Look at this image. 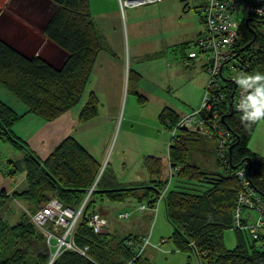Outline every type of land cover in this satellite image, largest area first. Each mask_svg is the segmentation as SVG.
<instances>
[{"label":"trees","instance_id":"obj_1","mask_svg":"<svg viewBox=\"0 0 264 264\" xmlns=\"http://www.w3.org/2000/svg\"><path fill=\"white\" fill-rule=\"evenodd\" d=\"M51 1L57 7L43 27V34L67 53L60 67L38 55L27 56L0 38V86L26 110L20 114L0 99V138H10L25 150L22 159L8 162L10 168L4 174L13 178L22 172L27 184L26 189L15 190L10 195L6 190L0 191V212L6 202L19 200L28 201L33 214L55 197L65 207L77 211L102 169L100 162L74 136L63 139L46 159H41L12 130L27 114L53 122L74 109L81 102L95 61L103 50L90 0ZM261 4L264 6V0ZM245 17L247 19L238 26L239 38L229 60H238V70L261 76L264 74V17ZM229 88L222 114L234 137L227 158H219L223 173H211L190 164L187 144L182 137H172L168 150L169 171L172 168V172L166 174L162 157L150 155L146 161L148 183L107 190L100 189L98 183L83 214L98 213L97 202L104 200L115 204L135 200L154 211L164 193L161 202H164L168 221L174 226L171 239L176 250L194 254L201 264H264V247L259 241H254L246 231L233 230V212L242 185L232 175V167L248 162L252 186L264 191V157L249 148L256 126L264 116L257 120L243 119L247 112L229 116L234 82ZM99 102L98 97L90 93L78 121L86 123L95 118ZM159 119L172 131L181 117L165 107ZM177 167L180 169L176 170ZM25 216L27 214L23 213L11 224L0 215V264H49L47 235ZM228 230H233L237 236L234 249H228L225 244L224 235ZM113 234L95 233L83 216L75 244L80 248L89 247L86 256L65 250L53 264H137L140 257L136 258L134 250L125 243L131 237L140 236L128 235L118 240Z\"/></svg>","mask_w":264,"mask_h":264},{"label":"rangeland","instance_id":"obj_2","mask_svg":"<svg viewBox=\"0 0 264 264\" xmlns=\"http://www.w3.org/2000/svg\"><path fill=\"white\" fill-rule=\"evenodd\" d=\"M116 1L119 3V0H90L91 14L103 50L95 61L81 102L70 111L71 115L80 112L90 93H94L100 101L98 115L86 123L79 122L73 134L81 138L100 161L102 169L97 178L98 187L103 186L111 174L128 184L127 187L149 182L146 161L150 155L162 157L166 174H169L168 150L172 131L161 123L159 116L165 107L174 108L183 114L199 108L209 80L205 71L202 68L195 69L193 59L183 58V49L176 46L195 38L192 32L197 28L198 17L194 9L185 12L188 4L193 8L191 0H163L135 9H122L119 3V12L115 11ZM40 16L38 18L43 23L46 17ZM245 16H236L239 24L247 19L248 16ZM29 18L32 19V15ZM253 24L257 25L256 22ZM11 32V29H1L0 38L8 44L10 42L19 51L25 50L27 56H41L55 67H60L64 61L59 52L61 49L46 40L39 31L30 30V34L23 39L20 36L19 39H13ZM190 48L189 54L194 51L206 61L207 53L199 51L194 44ZM238 64V60H233L226 65V79L237 80L241 77ZM0 99L18 113L25 109L1 86ZM33 117L38 119L35 121H41ZM40 123L20 119L12 130L16 137L30 144L29 141L42 129ZM177 136L182 137L188 146L190 164L211 173H223L214 139L205 134L193 135L183 131ZM38 137L41 138V135ZM29 147L34 150L33 145ZM24 154L25 150L10 138H0L1 173L7 174L10 168L8 162L20 160ZM45 154L42 152V156ZM5 177L11 179L7 175ZM16 178L20 183L18 190L26 189L24 173H18ZM175 181L176 178L173 179L172 187ZM101 203L98 201L97 207L106 210L110 231L118 240L128 235L151 234V245L140 255L137 264H200L194 254L176 250L171 239L174 226L166 217L164 202L159 204L157 211L145 212L139 211L141 205L135 200L116 204L105 200V205ZM31 211L32 205L28 201L15 200L6 202L0 215L13 224L23 213L29 219ZM126 212L130 218L120 219L119 214ZM224 240L228 249L237 246V236L233 230L225 233Z\"/></svg>","mask_w":264,"mask_h":264},{"label":"built area","instance_id":"obj_3","mask_svg":"<svg viewBox=\"0 0 264 264\" xmlns=\"http://www.w3.org/2000/svg\"><path fill=\"white\" fill-rule=\"evenodd\" d=\"M160 1L119 0V3L124 9L158 4ZM239 14L264 17V6L261 0H257L253 5L244 4L240 0H205L200 17L205 31L199 36L195 46L209 55L206 65L209 80L200 107L181 118L172 129V137H176L186 128L187 131L205 134L208 138L214 139L220 159L227 158L234 137L232 131L222 121V117L225 116L222 114L223 105L230 91L229 85L234 82L235 89L231 103L233 113L253 111L248 98L256 96L257 89L261 91V87L264 86L263 78L256 80L257 76H252L245 70H239L241 77L237 80L225 78L226 65L230 62L231 53L235 51L239 38V23L236 20ZM171 169L170 172H172ZM178 169L180 168L177 167L176 170ZM249 169L248 162L232 169V175L237 177L242 185L233 212V230L248 232L254 241H259L260 246L264 247V191H258L252 186L248 177ZM97 185L98 179L87 191L84 202L77 211L65 207L57 198H54L44 207L30 214V221L47 235V245L50 249L49 264H53L65 250H73L86 256L89 247L80 248L75 244L78 224L83 216L95 233L103 234L110 231V223L105 216L100 213L83 214L85 205L95 192ZM163 199L164 193L159 198L158 206ZM158 206L154 211H157ZM146 210L148 209L145 205L139 208L140 212ZM119 218L129 219L130 214L120 213ZM125 244L134 250L138 258L151 245V234L138 238L131 237Z\"/></svg>","mask_w":264,"mask_h":264},{"label":"crops","instance_id":"obj_4","mask_svg":"<svg viewBox=\"0 0 264 264\" xmlns=\"http://www.w3.org/2000/svg\"><path fill=\"white\" fill-rule=\"evenodd\" d=\"M162 1L163 0H161L159 3H161ZM191 1L194 4V5L192 4L193 8H191L188 4L186 9H185V12L192 11V9H194L195 14L198 17L197 23H196L197 28H194V31L192 32V34L195 35V38H193V40H191L189 42L176 44V46L179 49H183L182 50L184 53L183 58L193 59V63L195 64V69L199 70V68H202L206 73V65L208 63V58L205 61L204 57L198 56V53L192 51V53L189 54V52H188L189 48L193 44L196 45L197 39L205 31L204 24L202 23L201 18H200L202 15V9H203V6L205 4V0H191ZM240 2H242L244 4L253 5L257 2V0H240ZM115 4H116L115 5V11L119 12L120 5H118L119 3H117V1L115 2ZM56 7H57V5L54 2H52L51 0H0V26L3 27V28L1 27L0 30L1 29H11L12 32H11L10 36L13 37V39H15V37L17 39H19V36H20V39H23L25 36L27 37L28 34H30L29 33L30 30L39 31L43 36H45L43 34V27L45 26L46 22L51 17V15L53 14ZM129 8L135 9L132 7H129ZM29 15H32L33 20L29 18ZM38 15L39 16L42 15V16H40L42 18L46 17V19L43 21V23L40 22V18H38L39 17ZM240 15H244V14H240ZM34 16H37V18H34ZM34 19H38L37 20L38 22L35 21ZM14 30H15V32L13 33ZM46 40H48V39L46 38ZM9 44L12 45L10 42H9ZM20 51L27 54V52L25 50H20ZM59 52H61V55L64 57V61H65V59L67 58V53L63 50H60ZM188 56H190L191 58ZM207 57H208V55H207ZM64 61L61 63V65L64 63ZM199 72H201V71H199ZM206 75H207V73H206ZM260 77H262L264 80V74L261 75ZM202 89H204V88H202ZM261 92H264V86H263V89L261 90ZM194 109H196V108H193L191 111H193ZM173 110L175 111L174 108H173ZM25 111L26 110L23 109L22 111H20V114L24 113ZM80 112L78 111L76 115H73V114L71 115V112H70V114L68 112V113L64 114L63 116H61L60 118H58L57 120H55L53 122H47V123H44L46 121H44L42 119H39L41 121H35L38 119H33L34 118L33 116H35L34 114H27L26 116H24V118H22L23 120H29L30 122L34 121V122H39V123L42 122V123H40V124H42L40 126V128H42V129L36 133L37 135L34 137L33 140L29 141L30 144L28 142L27 143L29 144V146H32V145L34 146L33 151L41 159H46L51 154V152L55 149V147L63 139H65L68 136H73L74 130L77 129L80 125L79 121H78ZM175 112L178 113L177 111H175ZM178 114L180 115L181 118H183L184 116L187 115V114H183V113H178ZM37 118H39V117H37ZM51 124H54V125H52V127H50ZM40 135H41V138L38 137ZM37 138H38V140H36ZM76 139H78V138H76ZM78 140L99 161V159L95 156L93 151L90 150L85 145V143L81 140V138H79ZM53 142L55 144H54V146H51V144ZM251 142H252V145L250 147ZM250 143H249L250 150L252 152L259 154L260 156L264 157V119H261L258 122L256 129L254 131V134L251 137ZM214 145H215V143H214ZM215 147H216V145H215ZM42 152L44 154L45 153L46 154L44 156H42ZM17 176L18 175H15L13 178L7 179L5 177V175L3 173H1V171H0V191L6 190L8 195H10L15 190H18L20 183L17 181V178H16ZM144 183L146 184L148 182H144ZM18 184H19V186H18ZM127 185L128 184L117 180V177L114 174H111L109 179L103 184V186L102 185L100 186V189H102V190L115 189V188H119V187H127ZM101 202H102L101 203L102 205H105L104 204L105 200L101 201ZM97 210L99 211V213H102L105 216L106 210H104L102 207H97ZM109 232H111V231H109ZM141 237H144V236H141ZM196 258H197V256H196ZM197 260L200 263L198 258H197Z\"/></svg>","mask_w":264,"mask_h":264},{"label":"clouds","instance_id":"obj_5","mask_svg":"<svg viewBox=\"0 0 264 264\" xmlns=\"http://www.w3.org/2000/svg\"><path fill=\"white\" fill-rule=\"evenodd\" d=\"M262 77L257 76L255 79L259 80ZM251 101V107L253 111L247 112L243 119L245 120H257L264 116V92L257 89L256 96H250L248 98Z\"/></svg>","mask_w":264,"mask_h":264},{"label":"water","instance_id":"obj_6","mask_svg":"<svg viewBox=\"0 0 264 264\" xmlns=\"http://www.w3.org/2000/svg\"><path fill=\"white\" fill-rule=\"evenodd\" d=\"M236 85V84H235ZM232 98H233V95H232ZM233 115V112L231 111L230 113H229V116H232ZM225 116L224 117H222V121L223 122H225ZM184 130H186V128H184ZM232 148H230V150H231ZM233 169H236L237 168V166H234V167H232ZM251 172V168L249 169V173Z\"/></svg>","mask_w":264,"mask_h":264}]
</instances>
